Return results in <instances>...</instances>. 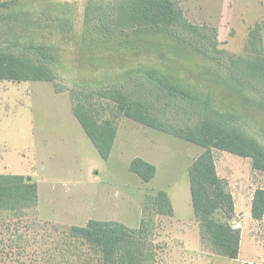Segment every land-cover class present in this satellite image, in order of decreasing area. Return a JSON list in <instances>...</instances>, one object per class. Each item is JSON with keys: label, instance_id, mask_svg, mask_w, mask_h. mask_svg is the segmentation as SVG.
<instances>
[{"label": "trees", "instance_id": "16d2710c", "mask_svg": "<svg viewBox=\"0 0 264 264\" xmlns=\"http://www.w3.org/2000/svg\"><path fill=\"white\" fill-rule=\"evenodd\" d=\"M23 1L0 0V81L61 83L55 91L62 92L67 84L61 73L62 44L74 38L76 5L54 3L34 12L18 9ZM262 32L259 24L250 29L247 53L240 56L218 50L209 38L204 41L175 0H88L79 60L90 74L102 72L81 77L68 88L71 112L103 161L109 158L120 117L204 149L188 168L199 241L213 255L232 260L239 254V230L215 218L220 212L231 218L234 204L226 182L217 175L213 151L248 158L253 170L264 174V138L239 113L264 117ZM152 57L163 62L193 57L210 61L209 83L233 109L222 110L209 92L179 77L132 65L138 58ZM128 170L145 183L156 172L140 158L132 160ZM37 201L33 180L0 175V227L10 235L8 244L0 240V257L11 258L8 251L14 248L26 256L35 240L28 234L36 233L40 264H157L155 220L173 213L169 195L158 191L145 198L137 228L93 219L82 227H66L37 220ZM250 216L263 218L264 189L254 191ZM24 226L26 234L19 231Z\"/></svg>", "mask_w": 264, "mask_h": 264}, {"label": "rangeland", "instance_id": "374dc122", "mask_svg": "<svg viewBox=\"0 0 264 264\" xmlns=\"http://www.w3.org/2000/svg\"><path fill=\"white\" fill-rule=\"evenodd\" d=\"M87 1L24 0L19 5L20 10L38 12L54 3H75L74 38L62 44L61 73L67 83L62 92L55 91V85L61 83L0 81V175L33 180L38 191L36 219L66 227H82L93 219L137 228L144 217L145 198L165 191L174 214L155 220L154 240L160 245L157 264H264V216L259 221L250 216L254 191L264 189V174L253 170L250 159L213 151L217 175L226 182L234 204L231 218L222 212L215 218L239 230V254L232 260L213 255L210 247L201 244L200 251L194 250L198 232L195 236L189 234V250L183 251L182 234L187 228L193 229L194 222L188 168L203 148L120 117L116 122L118 137L108 160L99 157L71 112L68 91L75 80L102 72L90 74L79 60ZM175 2L187 22L202 31L203 40H213L220 51L246 55L248 33L256 24L263 28L264 37V0ZM136 64L154 67L179 77L188 86L209 92L224 111L234 107L209 83L213 70L210 61L193 57L163 62L152 57L138 58L132 65ZM239 113L264 138V117ZM135 158L155 167L151 181L142 182L129 172V164ZM24 227L19 231L26 234ZM28 235L30 240L35 239L28 254L23 256L20 249L14 248L8 251L11 258L0 257V264L3 260L6 264H40L39 235ZM9 237L0 227V240L8 244Z\"/></svg>", "mask_w": 264, "mask_h": 264}, {"label": "crops", "instance_id": "0c3cea01", "mask_svg": "<svg viewBox=\"0 0 264 264\" xmlns=\"http://www.w3.org/2000/svg\"><path fill=\"white\" fill-rule=\"evenodd\" d=\"M117 137H118V129H117V134H116V138H115V141H114V144H113V146L115 145V142H116V140H117ZM172 204V203H171ZM173 207V206H172ZM192 207V206H191ZM173 214H174V209H173ZM175 218V217H174ZM192 221H194L192 224H193V229H186V231H185V233L184 234H182V240H183V244L185 245V247L183 248L184 250L183 251H185V250H189V249H186V248H188L189 247V245H188V240L190 239L189 238V234L191 233V236H195V234H196V232H198V226H197V223L195 222V218L192 220ZM127 227V226H126ZM193 234V235H192ZM198 234V239H197V241H196V246H195V249L194 250H197V251H200V241H199V233H197ZM186 243H187V245L188 246H186ZM191 249V248H190ZM186 254V253H185Z\"/></svg>", "mask_w": 264, "mask_h": 264}]
</instances>
